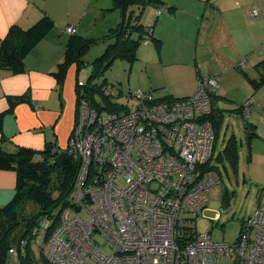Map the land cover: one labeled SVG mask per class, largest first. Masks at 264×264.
<instances>
[{
	"label": "built area",
	"instance_id": "obj_1",
	"mask_svg": "<svg viewBox=\"0 0 264 264\" xmlns=\"http://www.w3.org/2000/svg\"><path fill=\"white\" fill-rule=\"evenodd\" d=\"M259 10L254 4L251 17ZM217 87L216 77L201 76L193 95L161 100L137 89L134 108L118 112L80 98L66 144L79 161L70 203L52 227L44 218L33 230L40 241L50 228L51 264H264V205L240 223L233 242L196 230L220 181L207 166L216 148L208 115Z\"/></svg>",
	"mask_w": 264,
	"mask_h": 264
},
{
	"label": "rangeland",
	"instance_id": "obj_2",
	"mask_svg": "<svg viewBox=\"0 0 264 264\" xmlns=\"http://www.w3.org/2000/svg\"><path fill=\"white\" fill-rule=\"evenodd\" d=\"M159 1L161 3L159 11L156 7L147 5L140 15L141 22L147 27L151 26L153 34L160 39V46L157 47L151 38H148L138 46L136 58L132 62L116 58L110 67L97 77L98 82L105 79L108 91H112L110 95L112 101L126 104L133 109L137 99L134 92L137 89L151 91L152 95L158 98L178 97L184 94L191 96L197 89V67H201L202 72L210 70L219 73L217 81L220 78L225 84L236 86L245 80V77L237 72L236 65L245 58L244 52L241 51L248 48L252 38H247L246 33L238 31L232 36L229 35L224 26L227 17L217 18L212 14L216 13L214 4L230 2L232 7L237 8L238 2L242 3L241 0ZM250 1L253 7L254 0ZM46 4L53 6L50 0ZM73 5L79 13L76 11V15L70 14L69 19L78 22V35L93 40L81 55V60L85 64L79 68L77 80L83 84L93 70L92 60L102 52L108 42L106 33L120 21L121 10L113 7L112 0H76ZM60 10H55L56 16L52 15L53 27L59 30L65 28L66 35H69L66 26H62L67 20L66 10ZM130 12L138 14L140 8L133 5L128 8L127 14ZM261 16V10L256 18L251 17L249 12L250 20L246 21L250 24L257 20L264 23ZM50 100V105L55 108L61 105L57 91ZM218 105L224 109V118L219 128L214 154L222 149L224 140L234 134L238 145L237 167H232L226 160L222 163L212 160V164L218 168L220 181L208 192L206 207L198 214L195 225L197 232L210 229L215 241L233 242L241 220L251 216L259 202L264 204V187L255 181L263 178L264 169L247 160L244 122L248 117L245 113L243 116L236 111L235 113L227 111L234 107L228 101L221 100ZM259 121L261 122V119ZM41 155L36 152L34 159H40ZM220 208L222 212H219ZM38 209L39 206L33 200H26L16 210L18 221H21L12 230L11 246L8 248V259L5 264H21L20 256L24 259L30 256L33 264H51L45 258L47 248L44 242L39 249L34 243L33 227L28 232L29 227L25 223L28 218H33ZM216 264H232V261L220 260Z\"/></svg>",
	"mask_w": 264,
	"mask_h": 264
},
{
	"label": "trees",
	"instance_id": "obj_3",
	"mask_svg": "<svg viewBox=\"0 0 264 264\" xmlns=\"http://www.w3.org/2000/svg\"><path fill=\"white\" fill-rule=\"evenodd\" d=\"M159 2V0H112L113 7L121 10V19L106 33L105 37L108 42L102 52L92 60L93 70L83 84L77 80L79 68L85 64L81 60V55L87 50L93 40L78 35L76 32L69 34L64 49L63 60L51 72V75L56 81L59 94L69 68L75 66L76 106L80 98L84 97L91 107L100 112L101 110L118 112L130 109L126 104L112 101L109 93H107L109 89L107 88L105 79L102 82H98L97 77L109 68L116 58L126 59L132 62L136 58L138 46L148 38H151L157 47L160 46V39L153 34V31L150 29L151 26L147 27L141 22L140 15L142 9L147 5H152L159 11L161 9V3ZM133 5H137L140 8V12L138 14L131 12L127 14L128 8ZM53 26L54 20L44 12L35 22L26 28H22L16 23L10 25L0 42V68L7 69L14 74L24 72L26 70L25 57ZM236 68L253 84L254 88L262 82V79L250 78L242 67L236 65ZM201 76L200 74L198 75V77ZM220 96L218 92L212 94V110L208 115V119L214 127L215 147L219 128L224 118V109L218 107L216 104L219 100L225 99L224 97L219 98ZM172 97L164 96L158 98L153 96L156 100ZM181 97L185 96L173 98ZM21 102H30V99L25 94L8 97L7 108L0 112L1 137H3V116L11 112L14 106ZM243 106L242 104H238L227 111L232 113L236 111L238 114L244 116ZM253 129V124L247 121L244 122L247 149H250L252 139L257 136L256 131ZM36 152L42 154L38 160L34 159ZM237 159V140L235 135L231 134L224 140L222 149L217 154L213 153L211 159L207 162V166H209V169H213L218 173V168L212 164V160L220 163L226 160L232 167L236 168ZM78 168V159L66 149V146L61 148L54 142H45L44 146L39 150L18 146L13 152L6 151L0 145V169L13 170L15 172L14 194L6 204L0 205V264L6 263L8 259L7 251L11 246L10 238L12 230L20 224L19 222L21 220L18 221L16 214V210H18L20 205L26 200H33L39 206L38 212L33 214V218H28L25 221L26 226L29 227L28 232L32 227L34 230L39 221L44 218L50 220V226L52 227L60 211L70 203L69 197ZM54 194L56 195L54 196ZM259 206L261 205L259 204L256 207ZM49 229L48 227L44 233L40 234V241L34 238V243L39 249L44 245L43 242ZM187 234L191 235L192 232L188 231L186 232ZM19 259H22L21 264L34 263V261H30L32 260L30 256L25 257V259L20 256Z\"/></svg>",
	"mask_w": 264,
	"mask_h": 264
},
{
	"label": "crops",
	"instance_id": "obj_4",
	"mask_svg": "<svg viewBox=\"0 0 264 264\" xmlns=\"http://www.w3.org/2000/svg\"><path fill=\"white\" fill-rule=\"evenodd\" d=\"M47 1L0 0V42L10 25L16 23L22 28H26L35 22L43 12L54 20L55 10L60 9V11L66 10L67 14V20L62 26H66V28L72 26L78 34V22H72L69 19L70 14L79 13V10L73 5L76 0H50L53 6L46 4ZM241 1L242 3L237 1V8L232 7L230 2L214 4L216 13L212 14L217 18L227 17L224 26L229 35L232 36L238 31L246 33L247 38H252L248 48L241 51L245 55L243 59L245 63L242 68L250 78L262 79V82L254 88L246 78L236 86L225 84L219 78L217 92L221 95L219 98L224 97V101H228L234 106L244 105L245 101H250L248 106H243V110L248 117L247 121L253 124V130L256 131L257 136L252 139L250 149H247V160L250 163L255 162L264 169V23L260 20L252 22L253 24L247 22L246 19L250 20L248 15L252 2L250 0ZM256 1H259L261 5ZM63 2L64 7H62ZM254 3L260 6L261 17L264 18V0H254ZM67 35L65 28L59 30L53 27L47 32L25 57L26 70L22 73L14 74L7 69L0 68V112L7 108L9 96L25 94L30 99V102L16 104L11 112L3 116V137L0 134V145L6 151L13 152L18 146L39 150L45 142L49 141L56 143L61 148L66 146L76 115L75 66L69 68L60 94L51 72L63 60L69 36ZM246 36L244 34V38ZM200 68L197 67L196 76L199 74L216 78L220 76L219 73H213L210 70L202 72ZM237 72L241 74L238 70ZM242 77L244 76L242 75ZM55 91L58 92L61 100V105H58L57 108L49 103ZM253 94L255 95L253 96ZM34 103L37 106H34ZM216 104L219 107L220 100ZM262 173L263 178L255 181L264 187V170ZM14 188L15 172L0 169V205L6 204L12 198ZM259 204L264 205L261 202Z\"/></svg>",
	"mask_w": 264,
	"mask_h": 264
}]
</instances>
